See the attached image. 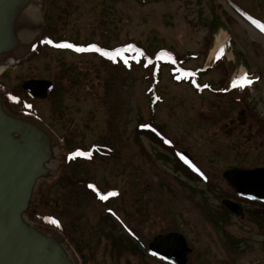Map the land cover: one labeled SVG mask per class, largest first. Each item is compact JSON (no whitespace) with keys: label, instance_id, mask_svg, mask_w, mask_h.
<instances>
[{"label":"rangeland","instance_id":"rangeland-1","mask_svg":"<svg viewBox=\"0 0 264 264\" xmlns=\"http://www.w3.org/2000/svg\"><path fill=\"white\" fill-rule=\"evenodd\" d=\"M141 1L148 3L75 0L64 35L78 39L82 52L49 49L37 62L0 69L7 101L16 92L19 109L27 112L14 117L31 121L51 144L48 172L38 181L27 220L47 234L54 231L44 222L62 228L65 233L55 231L66 238L80 264H166L148 249L155 237L171 232L186 237L193 251L188 264H264V218L258 225L248 218L241 221L222 206L223 199H235L223 179L226 169L264 166V143L249 138L248 127L253 125L255 133L259 125L248 118L241 141L228 138L217 109L237 105L235 117L242 108L264 118V30L258 26L264 25V0ZM38 2L43 20L46 0ZM109 6L117 11L115 20ZM52 7L48 13L58 15ZM98 16L105 17L106 25ZM214 20L223 24L215 36ZM221 35L226 43L213 56ZM92 41H107L129 53L165 46L168 50L157 59L170 64L177 57L185 69L164 66L157 81L143 64H105L91 53ZM200 71V81H189ZM58 72L68 77L44 101L26 98L19 89L31 75L55 83L48 77L57 78ZM241 72L250 81L240 78L237 84ZM76 148L87 156L69 163L76 156L68 152ZM177 157L201 180L184 176ZM110 190L117 192L115 200H103Z\"/></svg>","mask_w":264,"mask_h":264},{"label":"water","instance_id":"water-1","mask_svg":"<svg viewBox=\"0 0 264 264\" xmlns=\"http://www.w3.org/2000/svg\"><path fill=\"white\" fill-rule=\"evenodd\" d=\"M40 8L38 0H0V62H6L3 67L19 63L36 48L37 35L44 28ZM27 10H36L37 22L29 37L13 44V36H4V31L19 30L15 17L25 16L23 12ZM54 87L46 79H29L22 85L30 98L41 101ZM4 91L0 87V264H80L72 257L73 250L66 246L62 234L55 230L47 234L26 219L38 181L48 172L45 164L51 144L48 135L31 121L14 117L6 106ZM224 178L238 196L264 203V168L233 169L225 172ZM115 196L117 193L105 197ZM222 204L235 216L244 217L241 205L227 199ZM149 252L167 264H187L193 251L183 234L171 232L155 237Z\"/></svg>","mask_w":264,"mask_h":264},{"label":"trees","instance_id":"trees-1","mask_svg":"<svg viewBox=\"0 0 264 264\" xmlns=\"http://www.w3.org/2000/svg\"><path fill=\"white\" fill-rule=\"evenodd\" d=\"M135 1L139 2L141 4H144V5L146 3H148V1H146V2H143L141 0H135ZM74 2H75V0H46V7L47 8H46V12H45L44 18H43L44 23H45V27H44V29L42 31L41 38L39 40L38 46L35 49V51L29 56L28 59H26L25 61H21L19 63L20 65H22L25 62H33V61L37 62L41 58H45L47 56V51L49 49H58L59 50L60 48H57L56 46H54V44H66V43H69V44H73L74 46H81L78 39L69 40V39L65 38V35H64L66 33V31H67V27L70 24L71 13L69 12V9L74 5ZM51 5H53V7L55 6L58 9V12H59L58 15L55 14V12L51 13V14L48 13L49 7ZM106 9L111 11L109 13L111 14L112 17L114 15L113 20H115V14H117L116 9L114 7H110V6L107 7ZM107 12H105L103 10V14L110 15ZM101 18H103V16H100V17L98 16L96 20L100 21ZM104 18H103V21H101V22L104 25H106V21H105ZM116 21H118V20H116ZM221 29H223V24L219 23L217 20H214L213 27H212V34L214 36L217 35L220 32ZM114 34H116V33H114ZM102 36L104 38H106V37L108 38L109 34H108V32H102ZM90 46H97L99 49H101L103 51H106V52H115V51L119 50L120 48H122L121 46L111 47L109 42H107V41H103V42H94V41H92V42H90V44H88V47H90ZM212 47H213V42L211 44H209V47H208L206 53H208L209 50ZM166 50H168V49H166L165 46H162V47L158 46V47H155V49L152 52L147 53V54L140 53V52H135V53L123 52L122 53V57L127 60L126 62H124L122 57H119V56H116L112 60V59H108V58L102 56L101 54H99V52H97L95 50L92 51L91 53L93 55H95V56L100 57L104 61L105 64L111 65L112 67H117V66L121 65L124 68H126V67L129 68L130 65L143 64V65H145V67L148 70V72H150V73L155 72L154 76H156V80L158 81L159 75L161 74V68L164 67V66H170L173 70H177V69L184 70L185 69L183 67V64L180 63V61L178 60L177 57L175 58V62L174 63H170V64H168V63H166V62H164L162 60L157 59L158 56L162 52H164ZM83 54H87V53H83ZM137 57H138V59H137ZM240 63H242V62H240ZM60 67H61V70L63 72V67L61 65H60ZM202 72L203 71L197 72V74H195L194 77H190L189 78V81H192V82L195 81V80L197 82L200 81L199 73H202ZM65 74H66V72L65 73L58 72L57 78H55L54 75H53V77H51V76L48 77L49 79L55 80V89L52 92L53 94H51V95H54V93L56 91H58V87H61L62 83L64 82V80L68 77ZM175 75H180V74L176 73ZM27 78H29V77H27ZM31 78H38V76L31 75ZM0 79H1V77H0ZM0 85H3L1 80H0ZM192 86H193V88H195V90L197 92H201L200 89L195 87L193 84H192ZM19 89L25 95V97L28 98V95L22 90V87H20ZM152 92H154V89H152ZM18 97L19 96H17L16 92H14L11 95V97L9 99V102H8L9 108L13 112H16V113L21 111L19 109L20 100H18ZM62 139H63V137H62ZM65 143H66V141H65ZM79 150H80V148H76L73 151L69 150L68 154L71 157L74 154H76ZM91 158L88 159V162H90L92 160ZM79 160H83V159L81 157H79V156L71 157V159H69V163H76ZM85 161H87V160H85ZM175 163L180 167V170L183 172L184 176L188 177L189 179H193L195 181L201 180L200 176L195 172V170L190 165L185 163L181 159V157L175 158ZM110 191H112V190H110ZM110 191H108V192H110ZM112 200H115V199L112 198ZM102 202L105 203V201H103V200H102ZM42 221L43 220H41L38 217H36V222H42ZM44 223L49 228H56V229L62 231L63 233H65V231L62 228L56 227L52 223H46V222H44Z\"/></svg>","mask_w":264,"mask_h":264},{"label":"flooded vegetation","instance_id":"flooded-vegetation-1","mask_svg":"<svg viewBox=\"0 0 264 264\" xmlns=\"http://www.w3.org/2000/svg\"><path fill=\"white\" fill-rule=\"evenodd\" d=\"M231 88V91H233V88L232 86L230 87ZM236 103L238 102H241V99L237 98L235 99ZM238 106L236 105L233 106V105H230V104H224V105H220L217 109H218V113H220L219 117L222 118L224 120V124L222 126L223 130L226 132V135L227 137H237L240 139L241 141V138L243 136V132H242V129L245 128V126L247 125V122H248V118H251V119H254V122L255 124H258L259 125V129L255 132V133H252L253 131V125H250L248 127L249 129V138H254V140H256L255 142L257 143L259 141V139L261 140V143L263 144L264 141L262 139V137H264V128H263V123L264 121H262L264 118H256L254 115H252L249 110H243L242 108H239L237 110V114L238 116L235 117L233 116V112H234V109L236 110ZM234 108V109H233ZM248 108V107H247ZM246 108V109H247ZM13 112V111H12ZM236 112V111H235ZM16 113V112H15ZM221 119V120H222ZM238 126V127H237ZM238 144V147L239 149H241V143L238 142L236 143V145ZM238 149V150H239ZM238 154H236V157ZM237 164V163H236ZM261 167H264V166H261ZM260 166L259 167H254V168H261ZM241 168H244L241 166V164H237L235 166H231L230 168L226 169L225 172L229 171V170H233V169H241ZM224 172V173H225ZM224 173H223V179L225 181V184L227 185V187L229 188V190L234 194V197L235 199H229L230 201L232 202H235L239 205L242 206L243 208V211H244V217H238V216H235L233 213H231L223 204V210L224 212L227 214V215H231L232 217H237L239 218L241 221H245V219H251L253 220L257 225L258 223H262L260 220H263L264 216H263V211H264V203H259V202H255V201H251L249 199H245V198H242V197H239L236 193H234V191L228 186L227 184V181L225 180L224 178ZM244 204H248L250 206H253V208H250L248 207V209H245L244 208ZM255 208V210H254ZM260 210V211H259ZM256 214L259 215V218L258 217H255ZM264 225V221L262 223V227ZM235 246V245H234ZM237 247V245H236Z\"/></svg>","mask_w":264,"mask_h":264},{"label":"bare ground","instance_id":"bare-ground-1","mask_svg":"<svg viewBox=\"0 0 264 264\" xmlns=\"http://www.w3.org/2000/svg\"><path fill=\"white\" fill-rule=\"evenodd\" d=\"M23 14H25V16H22ZM22 14V12H19V15L22 16V17H18L16 16L15 17V21H16V24L18 25V27H21L19 30L16 29V30H12V31H9V32H5L4 31V36L6 37H9V36H13V44L15 41H20V39H25L27 37L30 36V33L32 32L31 28L33 26V24H36L37 22V13H36V10H33V11H29L27 10L24 11ZM226 40H227V37L226 36H223L221 35L218 40H217V46L215 48V50L213 51V56L219 51L221 50V48H223V46L225 45L226 43ZM12 41L10 40L9 43H11ZM19 55V54H18ZM18 55H16V57H18ZM2 62H0V69L3 67V65L6 64V62L4 63L3 60H1ZM27 219V217H26Z\"/></svg>","mask_w":264,"mask_h":264},{"label":"snow or ice","instance_id":"snow-or-ice-1","mask_svg":"<svg viewBox=\"0 0 264 264\" xmlns=\"http://www.w3.org/2000/svg\"><path fill=\"white\" fill-rule=\"evenodd\" d=\"M253 23H257V21H253ZM262 28V30H264V25H259ZM61 47H72V45H61ZM77 51H83V49H79L77 48L76 49ZM96 51H100V49H95ZM102 55H106V56H109L110 58H115V56H118V55H121V51H117L114 55L113 54H109V53H102ZM244 79H247V77H245ZM90 187H93L90 185ZM112 195H115V193H112ZM102 199H106L107 197H101Z\"/></svg>","mask_w":264,"mask_h":264}]
</instances>
